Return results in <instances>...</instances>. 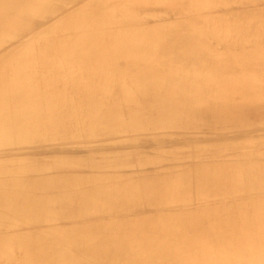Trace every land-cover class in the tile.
I'll list each match as a JSON object with an SVG mask.
<instances>
[{
  "label": "bare ground",
  "instance_id": "bare-ground-1",
  "mask_svg": "<svg viewBox=\"0 0 264 264\" xmlns=\"http://www.w3.org/2000/svg\"><path fill=\"white\" fill-rule=\"evenodd\" d=\"M5 1L0 0V4ZM141 1L112 0L108 1L101 11H94L93 20L101 25L99 33L93 35L88 31H79L77 38L81 42L82 38L87 37L82 51L65 54L59 64H54L59 52L58 47L45 51L42 47L47 46L40 41L32 51L36 55H32V62L26 65L21 63L31 52L29 50L17 54L10 61L12 64L3 80L4 88L0 91V130L4 135L0 138V144H28L39 139L54 140L81 136L94 138L98 134L113 135L120 131L152 136L150 143H154L159 134L174 130L187 133L189 130L184 128L195 123L207 121L210 126H219L223 121V113L212 109L222 98L230 97L231 103L244 105L259 96V86L256 87L254 81L238 79L237 75H234L239 66L227 70L218 69V62L214 58L216 55L205 52L209 41L205 32L200 33L202 38H190L188 26L181 23L176 24L174 30L170 31L160 30L158 26L134 25V21L141 19L139 14L146 12L145 8L139 7ZM183 1V5L192 13L204 9V0ZM12 2L21 4V0ZM111 6L113 7L110 9ZM33 18L28 17L26 24ZM201 24L204 27L207 20ZM115 27L122 29L114 31ZM262 27L264 25L260 26L259 30ZM88 34L91 36H87ZM213 34L216 33L213 31ZM219 34V41L226 44L248 41L241 37L229 41L227 35L222 32ZM124 35H127L125 40ZM5 36H0V48L4 45ZM118 38L121 41H117ZM57 46L60 47L59 44ZM108 50L111 51L106 53ZM77 60L87 63L76 64ZM163 66L165 72L161 73L159 71ZM21 67L28 71L25 75H19L23 72ZM128 68L131 71H128ZM180 72L181 77L174 78ZM161 77L167 78L159 82ZM29 84L31 85L28 87ZM124 105L126 109H123ZM8 125L14 126V129L5 130ZM121 158L115 162H123ZM58 164L66 163L59 161ZM222 167L214 163L212 167H209V164L195 166L193 177H189L192 179L191 183L187 179V170L179 165L169 169L163 184H152L149 178H143V182L138 184L135 180L127 182L128 179L108 175L101 177L103 182L100 181V187L85 192L84 187L98 177L80 178L67 175L45 179L39 173L43 167H37L28 161L1 165L0 179H10L1 186L9 188V195L16 197L13 196L7 205L0 209V231L8 233L11 229L31 224L38 219H43V224L60 221L67 226L71 225L69 222H78L77 225L93 230L96 223H113L115 220L121 223L147 220L144 226L146 228L158 220L177 222L173 220L177 217L178 222L184 220L191 226H167L161 233L164 238L178 235L180 239L195 237L210 240L218 236L225 241H231L248 234L249 230L234 229L223 234L225 227L246 219H250L251 226L257 225L264 219V184L249 187L247 181H231L240 172L236 167L230 169L227 176L212 177L213 183H209V174H218ZM178 174L181 175L177 176ZM30 179H40L43 184H27ZM78 181L84 183L81 190H74L67 195L70 203L77 206L71 214L54 216L44 212V204H50L44 197L36 198L39 202L36 205L27 201L30 195L34 198L37 196V188L50 195V191L74 189ZM21 188L22 191L19 190ZM192 193L195 196H189ZM208 197H212L210 211L198 216H201V219H213V225L208 228L204 227L203 223H197L198 226H203L197 228L191 219L189 202L196 198ZM225 197H231L233 200H226ZM93 201L99 203L94 204ZM21 202L31 205L25 213L20 210ZM143 204L161 208L158 217H126L129 211L137 210ZM84 205L97 208L95 212L83 213L78 207ZM176 205L182 207V213L172 212ZM236 206L245 209L240 211L235 209ZM106 217L112 218L108 221ZM194 229L198 230V233L190 232ZM117 230L99 237L106 239L111 235H121ZM132 231L136 234L142 233L141 230ZM30 232L36 235L39 233L37 230ZM30 232L11 239L24 243L18 245L21 253L36 254L44 258L48 252L38 244L36 235H30ZM263 233L264 231H257V235ZM11 246H0V259L6 261L5 263L14 262L10 253L15 249ZM120 249L117 247L110 255L113 257ZM249 251L250 256L257 259L255 264L258 261L264 264L263 249L253 247L249 248ZM113 260L110 258L109 262ZM58 263L63 264V261Z\"/></svg>",
  "mask_w": 264,
  "mask_h": 264
},
{
  "label": "rangeland",
  "instance_id": "rangeland-1",
  "mask_svg": "<svg viewBox=\"0 0 264 264\" xmlns=\"http://www.w3.org/2000/svg\"><path fill=\"white\" fill-rule=\"evenodd\" d=\"M12 1L6 0L0 4V36L6 35L4 45L0 48V91L4 88L3 80L8 67L12 64L10 61L17 54L29 50L31 52L21 63L26 65L32 62V55L36 57L32 51L39 45L38 41L47 46L42 47L45 51H49L51 47L54 49L58 47L59 52L54 64H59L65 54L82 51L87 37L82 38L81 42L77 34L79 31H88L93 35L99 33L101 25L93 20L94 11H101L104 5L112 0H21V4ZM141 3L139 7L145 8L146 12L139 14L141 19L134 21V25L158 26L160 30L170 31L174 30L176 24L181 23L188 26L190 38H202L200 33L205 32L209 39L205 52L216 55L213 57L218 62V69L227 70L239 66L238 72L234 75H237L238 79L254 81L256 87L259 86V96L244 105L231 103L230 97L222 98L212 109L223 113V121L219 126H210L207 121L195 123L184 128L189 130L187 133L174 130L159 134L154 143H150L152 136L120 131L113 135L98 134L94 138L81 136L54 140L39 139L28 144H0V166L28 161L37 167H43L39 173L45 179L67 175L80 178L98 177L84 187L85 192L100 187V181L103 182L101 177L108 175L128 179L127 182L135 180L134 182L138 184L143 182V178H149L152 184H163L168 177L169 169L177 165L187 170V179L191 183L192 179L189 177H193L195 166L209 164V167H212L213 163L223 167L218 174L214 172L209 174V183H213L212 177L227 176L230 169L236 167L240 172L231 181H247L249 187L264 184V27L259 30V27L264 25V0H204V9L198 13L190 12L183 5L185 4L183 0L181 2L142 0ZM32 16L33 20L26 24L28 17ZM205 19L207 25L204 28L201 22ZM82 25L91 27L85 29ZM116 29L122 28L115 27L114 31ZM213 31L216 34H213ZM219 32L227 35L229 41L238 37L246 38L248 41L222 43L219 41L221 40ZM89 34L87 36H91ZM126 38L127 35H124V40ZM117 41L121 39L118 38ZM101 47L104 48V45ZM86 63L82 60L76 61V64ZM164 68L161 67L159 72H165ZM21 69L23 72L19 75L28 72L24 67ZM181 73L174 78L181 77ZM166 78L161 77L159 82ZM123 107L127 108L126 105ZM13 129L14 126L8 125L5 130ZM1 137L4 135L0 130ZM118 158L123 162L117 164L115 160ZM59 161L66 164L59 165ZM244 170L250 171L242 172ZM9 180L0 179V209L7 205L13 196L16 197L9 195V188L1 186ZM32 182L43 184L40 179L38 181L30 179L27 184L31 185ZM83 184L78 181L74 189L62 188L57 192L50 191V195L42 193L37 188L35 190L37 196L34 198L30 195L27 201L36 205L39 204L36 198L44 197L50 202L44 204V212L52 213L54 216L71 214L75 212L77 206L70 203L67 195L74 190H81ZM224 199L233 200L231 197ZM21 203L20 210L23 213L27 212L28 206L31 205ZM211 203L212 197L196 198L189 202V211L195 227L209 228L213 225V219H201V216H198L200 213L207 214L211 209ZM78 208L83 213H89L95 212L97 206L84 205ZM180 208L182 209L180 205H176L172 212L182 213ZM235 209L243 211L245 208L236 206ZM160 210L161 208L153 205L143 204L137 210L129 211L126 217L157 218ZM111 218L105 219L110 221ZM176 218L173 220L177 222L158 220L146 228L144 226L147 220L123 223L115 220L113 223L99 225L96 223L93 230L77 225L78 222H69L71 225L67 226L60 221L43 224V219L34 220L31 224L11 229L8 233L0 231V246L12 245L11 247L15 249L10 253L14 262L5 263L6 261L0 259V264H60L58 262L62 261L63 264H255L257 259L250 256L249 248L258 247L264 250V233L257 235V231H264V219L252 226L249 223L250 219L231 223L224 228L223 234L234 229L249 230L248 234L231 241H225L218 236L210 240L195 237L180 239L178 235L164 238L161 233L167 226H191L184 220L178 222ZM197 223H203V226H198ZM132 229L141 230L142 233L136 234ZM36 230L39 232L37 235L30 232ZM75 230L78 231L73 233ZM115 230L121 235H111L106 239L99 237ZM151 230L158 231L154 233ZM25 232L36 235L38 244L48 252L44 258L19 251L21 249L18 245L24 243L11 238L23 236ZM190 232L195 234L198 230ZM117 247L121 249L112 257L110 254ZM65 258L69 260L66 261ZM110 258L114 260L109 262ZM260 262L257 264H261Z\"/></svg>",
  "mask_w": 264,
  "mask_h": 264
}]
</instances>
